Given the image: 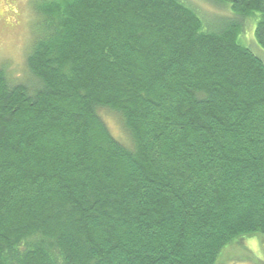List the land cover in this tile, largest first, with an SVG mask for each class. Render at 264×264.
I'll return each instance as SVG.
<instances>
[{"label": "trees", "instance_id": "16d2710c", "mask_svg": "<svg viewBox=\"0 0 264 264\" xmlns=\"http://www.w3.org/2000/svg\"><path fill=\"white\" fill-rule=\"evenodd\" d=\"M39 0L29 94L0 71V264H216L264 237V0ZM118 113L117 142L96 110Z\"/></svg>", "mask_w": 264, "mask_h": 264}, {"label": "rangeland", "instance_id": "374dc122", "mask_svg": "<svg viewBox=\"0 0 264 264\" xmlns=\"http://www.w3.org/2000/svg\"><path fill=\"white\" fill-rule=\"evenodd\" d=\"M39 0H0V71L9 85H22L29 94L41 88L40 82L27 69L26 59L36 40L42 35L36 12ZM207 20L215 15H229L226 6H214L202 0H187ZM255 20L248 22L239 37L241 45L264 63V50L254 39ZM98 117L110 135L128 150L134 142L121 116L109 109L98 108ZM216 264H264V237L256 234L241 237L220 252Z\"/></svg>", "mask_w": 264, "mask_h": 264}]
</instances>
